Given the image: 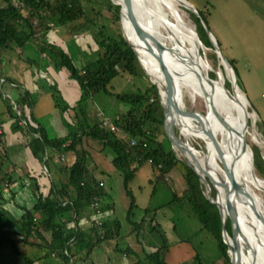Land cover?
I'll use <instances>...</instances> for the list:
<instances>
[{
	"label": "trees",
	"instance_id": "obj_1",
	"mask_svg": "<svg viewBox=\"0 0 264 264\" xmlns=\"http://www.w3.org/2000/svg\"><path fill=\"white\" fill-rule=\"evenodd\" d=\"M18 1L19 4H15L14 0H0V62L6 52L20 53L26 41H33L53 67L56 69L65 67L69 71L80 90L77 103L70 106L63 101L57 87L50 85L55 105L59 110L64 111L70 108L74 110L71 121L66 122L65 133L58 136H49L45 126L35 121L31 111L34 100L27 89H20L19 96L14 98L22 109L28 107L25 109L27 112L24 111V117L27 118L28 115L36 122L30 123L31 129L38 132L46 141L48 150L46 167L54 177L48 194L43 195L39 190L38 175L32 176L34 203L31 206H20L22 214L12 222V225L19 229L18 237L26 242L28 237H31L32 240L41 243L42 247L47 249V252L42 253V257L44 256L46 260L49 253H53L51 248H54L59 254H63L66 264H69L72 256L74 258L76 256L75 262L79 264L90 255L95 247L101 245L102 241L114 239L119 235L121 221L115 216L116 202L115 198H112L113 185L108 184L106 188L103 181L98 178L94 167L89 168L88 160L91 155L84 144L90 138L102 145L103 158L105 160L106 157L109 158L111 167L122 176V188L129 198L125 219L135 230V236L139 237L138 241L142 243L140 230L144 229L148 221L145 215L154 209L146 206L143 208L144 215L140 220L136 221L131 218L138 204L130 183L136 176L137 169L143 163L149 162L157 173L152 179L153 192L154 184L173 167H176L178 161H181L175 155L163 128V105L158 86L149 81L144 89L112 92L108 88L112 78L121 71L135 75L141 73L137 54L139 58L141 57L139 52L136 50V54L128 43L123 32L114 29L106 20L101 24L98 23L97 34L88 32L96 46L91 52V54L94 52L93 57L80 65L73 61L72 56L58 38H53L52 29L53 25L69 24V22L84 17L86 12L81 0ZM119 3L120 1L118 4L109 3L110 8H115L113 16L116 21L118 20ZM189 12L195 23V31L199 39L205 46L213 49L212 57L218 56L201 22V18L206 22L203 11L198 9L200 16L192 11ZM88 21L94 22L90 19ZM67 28L71 29L72 25H68ZM124 32L129 42L134 44L129 33L126 30ZM186 33L188 35L187 31ZM182 36L193 47L189 35L188 38L185 33ZM47 38L50 39L47 40ZM228 60L236 71L232 60ZM35 61L36 59L31 58L28 63L36 66L38 61ZM205 71L207 72L206 68ZM208 74L216 78L215 71L211 70ZM236 81L238 82V75ZM224 84L230 88L228 80L225 79ZM98 91L113 95L126 106L124 110L110 118L117 129L125 133L124 136H119L116 130L102 126L100 117L92 118L89 115L86 101L93 98L94 93ZM231 93H236L235 88ZM161 94L163 98V93ZM7 111L14 117V126L25 131L14 108L7 105ZM1 135L0 133V150L4 153L6 151L2 146ZM28 144L38 158H43L44 143L42 140L30 136ZM255 147L256 145H251L255 164L264 171V168L256 162ZM67 153L72 157L69 161L64 160ZM181 162L184 187L179 192L173 191V199L179 201L181 206H185L190 211L189 213L197 217L202 226L214 235L221 255L230 264L227 245L222 237L219 209L206 197L198 174L185 161ZM7 178L10 180L9 176ZM259 178L264 182V176L259 175ZM211 187V193L214 196L215 188ZM38 210L41 211L40 216L36 215ZM150 216L149 221L154 220L153 213ZM74 221L76 227L73 225ZM84 223H89L88 228ZM157 226L156 223L150 225L158 230L161 243L147 249L144 248L143 243L141 248L143 257L138 258L134 264H144V261H147V264H168L164 258L168 247L167 238L162 228ZM225 226L228 232H231L228 219ZM4 227L5 224H0V250L9 243L13 245L18 254L26 257L25 252L14 245L9 232L3 229ZM35 244L40 246L36 242ZM63 248L66 249L65 253H62ZM115 249L126 254L135 253L130 247L122 250L118 243H115ZM54 258L55 264H59L56 256ZM193 260L197 264H203L197 252ZM47 264H50L49 261Z\"/></svg>",
	"mask_w": 264,
	"mask_h": 264
},
{
	"label": "crops",
	"instance_id": "obj_2",
	"mask_svg": "<svg viewBox=\"0 0 264 264\" xmlns=\"http://www.w3.org/2000/svg\"><path fill=\"white\" fill-rule=\"evenodd\" d=\"M65 25L66 24H61L58 25L59 27H53V38L56 37L58 38V40H62L61 36L66 37L69 35V33H71L73 37L79 38V36H81L80 33L69 31L64 34L65 32L63 31V28ZM83 38L84 41L80 42L83 45V48L88 49L87 47H91L94 49L96 47L91 34L86 33V36L82 35L81 39ZM70 54L72 55V53ZM31 58H34L36 59V61H38L36 63V66L30 65L28 63V60ZM72 58H74L73 55ZM46 59V55L42 54L38 50V47L35 43H33V41H26L21 47L20 53L6 52V54L2 58V61L0 62V72L3 74L6 80V89L13 91V94H10L9 92L8 93L13 97L14 102L16 97L19 96L20 89H27L34 100L31 111L33 113L35 121L40 122L45 126L49 136H58L65 133L66 122L71 121L74 110L72 108L64 111L59 110V108L55 105L50 85L53 84L57 87L58 93L61 95L63 101H66L70 106H73L77 103L80 96V90L78 88L77 82L71 78L68 70H66L65 68L56 69L55 67H53V65H51L50 61L47 62ZM73 61L76 64H79L80 60L79 58H75L73 59ZM91 99L92 98H89L86 101L87 110L89 108L87 104L91 102ZM120 104L122 105V109H120L122 111L126 106L122 103ZM25 109H28V107H26ZM25 109H22L23 113L24 111L25 113L27 112V110ZM97 110L101 109L98 108L94 110V115H96ZM89 115L91 117H94V115L90 114V112ZM23 118H25L24 115ZM25 119L28 121L29 125L30 123H36L28 115ZM21 120L22 119L20 118V122ZM14 125V117H12L7 111V105L1 106L0 133L2 134V146L4 147L6 152L3 153L2 150H0V224H5V227L3 229L9 232L10 239H12L14 245H16L18 249H20L19 247L23 249V247L27 244L36 245L35 242L40 246L42 245L41 243H38L37 240H32L31 237H28L27 242L21 237H18L19 229L16 226H13L12 222L21 216L22 210L20 206H31L32 203H34L35 197L33 193L34 185L32 176L38 175L37 178L39 190L41 193H43V195H46L49 192L50 178L49 176L46 177L47 173H44V179H47L48 183L45 184L42 181L43 158H38L28 144V139L30 138V136L33 137L31 131L24 125L23 127L25 128L24 130L26 132L18 129ZM116 132L119 136L125 135V133L119 129H117ZM84 145L90 151L91 155V157L89 156L90 160H88V162H90L89 168L94 167V170L96 172H99L97 176L101 181H103L106 188L108 184L113 185L114 192H116V196L118 197V201H116L115 198V216H117L116 213L119 209L118 203L122 206L120 211L123 209V207L126 210V203L129 204V198L125 194L124 196L122 195L124 193L122 188V176L119 175L118 172L111 167V165L109 164V158L106 157V160L103 158V151L101 150L102 145L97 140L89 138L86 140ZM71 158V155H69L68 153L64 156L65 161H69L71 160ZM93 164L95 166H92ZM173 169L174 167L160 179L163 180L168 177L173 189L168 190L165 188V190L163 191L162 189L164 188V186L160 185V180H158L156 184H154L153 192L151 189L153 185L152 179L156 171L152 168L149 162L143 163L137 169V174L131 181L130 187L131 189L133 188V194L138 206L134 208L133 216H131V218L136 221L140 220L144 215L143 208L146 206H150L154 210L145 215L148 221H146L144 229L142 230L144 234L142 235V243L138 241L139 237L137 238L136 236H133V234L129 233L133 228L130 225L127 226L131 228H127L125 225V229L123 230V233H121V229L123 227L122 223L118 235L120 236L118 242L121 239V234H123V236L125 235V241L123 242V244L121 243V245H128L126 247H130L135 251V253L132 254L135 256L133 262L131 257H128L126 259H123V264H134V262H137L138 258H142L141 254H137L136 244H139L140 248L143 243L150 246H156L161 243H156V238L159 237L158 230H156V228L150 227V225H153L154 223L158 224V227H160V229L164 224V227L168 226L171 229V232H169L168 229L166 230L165 228H162L168 242V247L164 254V258L168 264H191V262L196 263L193 261V256L196 252L200 255L201 259L206 256L203 260V264H206L207 257L209 264H222L223 256L221 255L220 250L216 255H212L210 251V240H214L218 246L217 240L214 235L202 226V223L198 220V218L196 219L190 215H187L185 209H180L178 205H175L176 203L172 202V200L174 199L173 193L171 194V192H179L184 187V182H182V188L181 190H178L177 186L171 181ZM138 175L142 177V180L141 182L136 183V185L134 186V181ZM8 176L10 177V180H8ZM46 186L48 187V189L46 188ZM42 188L46 191L42 190ZM23 201L27 202L23 203ZM152 213L154 220L149 221V218L151 219L150 215ZM40 214L41 211L38 210L36 212V215L40 216ZM135 214L136 216H134ZM176 214L177 216L181 214L180 224H176L175 221H173V218L174 216H176ZM117 218L122 222V218H119L118 216ZM136 218H138V220ZM124 220L126 221L125 213ZM84 224L85 227L88 228L89 223ZM73 225L74 227H76L75 221L73 222ZM173 232L174 234L172 235ZM195 234L197 236H195ZM109 240L111 241L109 244H107ZM105 241L106 244H104ZM105 241H102L101 245L94 248L98 249V253L96 255L97 259L91 257V254L93 252L92 251L90 255L87 256V258L84 261H81L79 264H93V261H98L100 262V264H102L101 262H105L107 259L111 260L113 264H117V258L115 257L116 253L112 252L123 251L115 249V243L118 242H116V240H114L113 238ZM146 241H148L149 243H147ZM201 245L203 247L208 246V248H201ZM8 247H11V249L7 250ZM107 250H111L112 252H109ZM45 252H47V249L45 247H42V252L40 249L33 251L30 256H34L35 258L34 260L30 261L27 255H25L26 257H22L15 251L13 245H9V243H7V245L3 246L0 250V264H47L48 261L50 264H55V255L52 253L54 255L52 256L49 253L48 259L46 260L44 256L42 257V253ZM65 252L66 249L63 248L62 253ZM124 254L126 253L124 252ZM75 258L74 256H72L69 264H74ZM56 259H58V262L60 264L58 255L56 256ZM145 264H147V261Z\"/></svg>",
	"mask_w": 264,
	"mask_h": 264
},
{
	"label": "rangeland",
	"instance_id": "obj_3",
	"mask_svg": "<svg viewBox=\"0 0 264 264\" xmlns=\"http://www.w3.org/2000/svg\"><path fill=\"white\" fill-rule=\"evenodd\" d=\"M118 1H121V0H81L84 6L85 12H86L85 16L78 18L74 20L73 22H69V24H66L64 26L63 28V31L65 32L64 34H66L68 31L81 34V36L77 38V37H73L72 34L69 33V35L66 37L61 36L62 40H59L60 43L66 48L67 52L72 53V55L74 56L73 59L79 58L80 60L79 65L82 64L83 62H86L91 57H93L92 55L94 52L92 54L91 52L92 50L95 49L91 47H87L90 50L83 48V45L80 43L81 41L82 42L84 41V38L81 39L82 35L86 36V33H88L89 31L92 33L95 32L97 34L98 23L101 24L104 20H106L108 23L111 24V26L114 29L122 31V28H123V30H126V28L124 27L125 24L123 25L124 22L122 23L121 21L123 18V12L121 13V15L120 13L118 14V20L116 21V19L113 16V12L115 8L109 7V3L118 4ZM154 1L157 2L156 0ZM160 1L163 4L164 3L167 4L181 20L182 28H183L181 29L183 30L181 31L182 35L184 33L185 35H187L186 33L187 28L191 25L195 29V23L189 12V11H192L191 9L184 6L179 0H160ZM187 1L193 4L194 7L197 9V11L198 9L200 11H203L205 15V20H206L205 23L208 28L207 30L205 26L203 25L205 28V31L207 32L208 36L210 32V36L214 40H216L218 47L220 51L222 52V54L227 59H230L233 62V65L236 71L232 67V72H230L228 69L229 67L226 66L220 54L217 53L218 56L212 57L211 54L213 52V49L211 47L205 46V44L202 43L201 40H199L200 41V44H199L200 51L202 52V56H203L202 62L204 63L207 72L211 70L215 71L216 79L220 80L223 84H224L225 79L228 80L230 84V90L228 89L229 93H231L232 90L234 89L235 83L238 85L240 91L244 93L243 95L245 97V101L247 102V108H248V112L246 116V119H248V122H246L247 123L246 125L248 126L250 131L255 132V134L258 135V139L255 140V138L251 134L248 133L247 142L250 145V147L251 145H256L255 147L256 148L255 149L256 162L264 168V138H263L264 136V0H187ZM176 4L177 6H179V8L176 7ZM89 19L94 22H89L88 21ZM70 24L72 25V28L68 29L67 27ZM58 25L59 24L53 25V27H59ZM188 35L189 37H191L189 32H188ZM188 35L186 36L187 38H188ZM49 39L50 38H47V40ZM186 55L190 58L192 56L189 54V52H186ZM137 59H138V65L140 69L139 71L141 73H138L135 75V74L127 73L125 71H121L118 75L114 76L111 82L108 84V88L112 92H118V91L126 92L130 90H136L139 88L144 89L148 85L149 81L155 84L158 83L157 77H155L156 75L154 73L153 61L148 60L146 61V64H145V62L141 58L139 59L138 55H137ZM46 61L49 62L48 59H46ZM61 68H65V67H60L58 69H61ZM236 72L238 75V82L236 81L237 75L234 76V73L236 74ZM178 87H179V84L178 86L175 87V90H177ZM7 91L10 94L11 93L13 94L12 90L7 89ZM161 91H163L164 93L165 90L162 88ZM199 92L200 91H198L197 93V91L195 90V96H193L186 87H183L182 88V93H183L182 101L186 108H191L193 110L201 111L203 112L204 115H206V107H205L204 101L199 97ZM163 100L165 102L166 96L164 97ZM120 103L122 102L117 100L113 95L107 94L103 91H98L94 93L93 98L91 99V102L87 104V106L89 107L88 111L90 112V114L94 115V110L99 108L101 109V111H103L104 116L111 118L113 115L121 111L120 109H122V105ZM235 104L239 112L241 103L238 105L235 102ZM4 105H7V104L5 103L3 96L0 92V107ZM95 117L96 115H94V117L92 118H95ZM220 120L221 119L219 118L217 119V127L220 133L221 141L225 144L226 137L224 134L226 133V125L223 121H220ZM177 122L175 123V126H174V130H176L177 135H179L182 138L183 137L182 134H183L185 138L189 141L188 144L186 143L187 145L192 144V146L196 148V150L203 152L206 148L204 140L197 134L187 136V133H189V131L191 132L192 130L187 129V127H184L182 125V123L186 125L185 122H179L178 125H177ZM171 146L175 152V155L181 161H184L185 157L181 154L180 150L173 144H171ZM197 157L199 158V156ZM181 161H178L176 167H174V169L172 170L173 175L171 179V181L177 186L178 190H181L182 185H183L182 183L183 174L181 171L182 170ZM43 171L44 170H42L43 177H44ZM200 172L203 175L202 170H200ZM98 173L99 172H97V174ZM156 174L157 173H155V175ZM48 176L50 178L49 180V187H50L51 184L54 182V177L51 172H50V175H47L46 177ZM206 177L208 178L211 176L207 175ZM211 179L212 181L209 179L210 184L214 188L217 187L221 201H222L223 190L221 189L220 185L215 182L213 178ZM141 180H142V177L138 175L134 181L135 182L134 186L136 185V183L141 182ZM159 184L164 186V188L162 189L163 191L165 190V188L168 190L173 189L168 177H166L163 180H160ZM211 186H209L208 184L202 185V189L205 195H208V194L212 195ZM42 190L44 189L42 188ZM172 193L173 191L171 192V194ZM215 194H216V188H215ZM236 194H237L236 199H237L238 204L240 206H244V204L242 203L244 197H241V195H239L238 192ZM122 195L124 196V193ZM213 197H215V195ZM112 198H116V201H118L116 192L112 193ZM248 201L253 205L256 211L257 220L258 218L260 220H264V215H263L264 201L261 200V205L257 204L255 199H253L252 197L249 198ZM26 202L27 201H23V203H26ZM172 202L176 203L175 205L176 206L178 205L180 209L182 208L185 209L187 212L185 213L187 215H190L197 219V217L189 213L190 211H188L185 208V206H181L179 201L172 200ZM127 206H128V203H126V207ZM121 207L122 206L118 203L119 209L116 215L119 218L123 219L121 222V226L123 223L121 233H123V230L125 229L124 228L125 225L127 228H131V227L127 226L129 224L124 220L125 209L123 207V209L121 210L122 212H121L120 211ZM134 216H136V214ZM180 217H181V214H179L178 216L176 214V216H174L173 218V221H175L176 224H180ZM136 219L138 220V218ZM164 225H162V228L163 229L165 228L166 230L168 229L169 232H171V229L168 226L164 227ZM129 233L135 236V230L133 228L130 230ZM173 234L174 232L172 233V235ZM142 235L144 234L142 233V229H141L140 238ZM195 236L197 235L195 234ZM119 237L120 236H116L114 240L118 242ZM124 238H125V235L123 236V234H121V239L118 242L119 247L122 248L123 250L125 249L126 246H128V245L126 246L121 245V243L123 244V242L125 241ZM110 241L111 240H109L107 244H109ZM146 242L149 243L148 241ZM159 242H161L160 235L158 238H156V243H159ZM104 244H106V241L104 242ZM144 245H145L144 246L145 249L150 248V245L145 244V243ZM136 246H137L136 247L137 254H141V257H143V251H141L142 246H140V248H139V244H136ZM19 248H20L19 250L25 252V255H27L30 261L34 260L35 258L34 256H30V254L33 253V251L40 249L42 252V246L38 247L32 244H27L26 246L23 247V249L21 247ZM201 248H208V246L203 247L201 245ZM218 248L219 247L217 246L215 241L210 240V251L212 255L218 254V251H219ZM10 249L11 247H8L7 250H10ZM51 250L53 254L57 256V253L55 252V250L54 249H51ZM248 251H249V248L248 250H245L246 253H248ZM109 252H112V251L110 250ZM97 253H98V249H94L91 254V257L94 259H97L96 258ZM112 253H116L115 257L117 258V264H123L122 263L123 259H126L128 257H131L132 262H133L134 257H135L132 254H124V252H119V251H113ZM53 254L51 253L50 255L53 256ZM260 254H261L260 261H264V253L261 252ZM205 257L206 256H204L201 259L202 263L204 262L203 260L205 259ZM252 260L251 261L248 260L249 264H251ZM207 261H208V257H207ZM207 261H206V264H209V261L208 262ZM97 262L98 261H93V264H97ZM101 263L102 264H113L112 261L108 259L105 262L102 261ZM145 263L146 261H144V264ZM98 264H100V262H98ZM191 264H197V263L191 262ZM222 264H228V262L222 258Z\"/></svg>",
	"mask_w": 264,
	"mask_h": 264
},
{
	"label": "bare ground",
	"instance_id": "obj_4",
	"mask_svg": "<svg viewBox=\"0 0 264 264\" xmlns=\"http://www.w3.org/2000/svg\"><path fill=\"white\" fill-rule=\"evenodd\" d=\"M156 1L157 2L154 0H131V5L136 18L142 22L146 28L150 29L154 36L161 40L163 43V47L161 49L151 39L142 37L138 33L124 11H122L123 18L121 21L122 23L124 22L123 25L125 24L124 27L128 31L132 41L135 44V46L134 44L132 45L139 52L141 59L145 62V64L148 60L153 61L154 73L156 75L155 77H157L158 87L160 88V91L162 88L165 90L164 93L163 91L161 92L163 93L164 97L166 96V100L164 102V106L166 107V126L171 128V130H174V126L177 121L185 122L186 125L184 123H182V125L187 127V129L192 130L191 132L189 131V133H187V136L197 134L205 142L206 148L203 152H200L196 150L192 144L187 145L189 142L188 140L186 141V144V142L183 141L184 139L182 140V138H180L181 140H177L176 145L181 154L194 165L200 174V170H202L203 175H201L203 177L210 175L211 177L208 178H213L215 182L219 184V181L222 179L220 176H223L222 162L224 161L215 154L211 138L203 133L201 127L203 122H205L207 119L210 109L208 100L211 99L212 105L214 107V115H209L208 120H210L213 134L220 145L223 148L226 147L229 149L231 154L235 156L234 173L236 178L241 180L244 185V188L242 187V189L238 191L239 195L244 197L242 201L244 206H240L238 204L236 193L234 196V202L238 213L242 218L241 226L243 232L249 236V241L251 242L252 247L249 249L248 253H246L243 248L244 246L240 236L237 237L242 262L238 264H249V261H251L253 258L257 260L258 264H264L262 263L264 261H260V253H264V220H260L259 218L257 220L256 211L253 205L248 201V199L252 197L255 199L257 204L261 205V200L264 201V182L259 178V175L255 173L254 170L248 167L246 153H242L240 150L239 134L241 129L244 130L246 139L248 133L251 134L255 140L258 139V135L255 134V132L250 131L248 126L245 125L247 121L246 116L248 108L247 102L245 101V97L243 95L244 93L240 91L236 83L234 85L236 94L229 93L220 80L215 79L211 84L203 77L198 79L200 78L199 76H196L188 68L179 64L180 57L183 56L186 60H192L193 63L198 61L205 71L204 64L202 63V54L200 58H198L196 54L197 48L200 49V39L196 34L195 29L192 26H189L187 31L191 36L190 39L192 42L191 44L193 45L192 47L181 34V29H183L182 22L176 13L173 12V10L167 4H163L160 0ZM179 1H181V3L184 5V0ZM176 7L179 8L177 4ZM186 52H189V54L192 55L191 58L186 55ZM228 69L230 72H232V68L229 67ZM169 78L173 80L174 89L179 84L178 89L175 91L177 92L178 100L183 105V87H186L193 96H195V90L197 93L200 91L199 97L204 101L206 107V116L204 115L203 117H200V115L192 112V115L186 113L183 114L174 108L170 102V97L167 92ZM235 102L238 105H241L239 112ZM218 118L221 119L220 121H223L226 125V133L224 134L226 137V141L224 140L226 142L225 144L221 141L220 133L218 131ZM179 122H177V125ZM197 156H199V158ZM215 188L217 190V197L219 201L222 202L219 191L217 187Z\"/></svg>",
	"mask_w": 264,
	"mask_h": 264
},
{
	"label": "water",
	"instance_id": "obj_5",
	"mask_svg": "<svg viewBox=\"0 0 264 264\" xmlns=\"http://www.w3.org/2000/svg\"><path fill=\"white\" fill-rule=\"evenodd\" d=\"M119 5H120V8H119L120 15H121L122 11H124L126 13V16L129 18L130 22L133 24V26L138 31V33L142 37L151 39L161 49L163 47V43L161 42V40L158 39L156 36H154V34L150 31V29L146 28L142 24V22H140L136 18L135 14L132 10L131 0H121ZM184 6L191 9L197 15L200 16L199 12L194 7V5L191 4L190 2H188L187 0H184ZM201 21H202L203 25L205 26V28L208 30L207 25L202 18H201ZM121 27H122V25H121ZM122 32H123L124 37L128 41V43L131 45V47L134 49V51L137 54L135 47L127 39L123 28H122ZM209 36H210V32H209ZM210 40L212 41V45L215 47L217 53L220 54L222 60L226 64V66L232 68V65L229 62V60L220 51L216 40H214L211 36H210ZM196 54H197L198 58H200V56L202 54L200 49L197 48ZM179 61H180L179 64L181 66L188 68L193 74H195L196 76H199L200 78H198V79H201L203 77L206 81H208L211 84L216 79V78L211 77L208 74V72H205L202 65L198 61L193 63L192 60L191 61L186 60L183 56L180 57ZM234 75H236V74L234 73ZM168 81H169V84L167 87V92H168V95L170 97V102L172 103L174 108L178 112L183 113V114L186 113V114L192 115L191 114V112H192V113L200 115V117L201 116L203 117L204 116L203 112L198 111V110H193L191 108H186L183 104L180 103V101L177 98V92L174 89L173 80L171 78H169ZM228 89L230 90V88L226 87L227 91H229ZM0 92L3 96L5 103L9 107L14 108L17 115L22 119L21 122L23 123V125L31 131L32 136L36 139H40L43 141V143H44V155H43V161H42V168L44 170V173H47L46 175H50V173L46 167V160H47V153H48L47 143L38 133L32 131L28 121L25 118H23L24 113L22 111V108L19 105H17L14 102L13 97L9 95V93L6 89V80H5V78L1 72H0ZM158 92L160 94L161 102L163 105L162 108H163V128H164V131H165L166 136L168 137L169 141L171 142V144H173L177 147L176 142H177V140H181L180 139L181 137L175 133V130H171V128H168L166 126V123H165V109H166V107L164 106V100L162 98V94H161L159 87H158ZM208 102L210 104V109H209L206 121L203 122V125L201 126L202 131L209 138H211L212 145L214 146L213 149H214L215 154L218 157H220L224 162H222V164H223V176H220V178H222V179L219 181V184L221 185V187L223 189L222 202H220L218 197H217V190H216L215 197H213L210 194L206 195V197L211 202L215 203L219 209V213H220V217H221V232H222L223 240L225 241V243L227 245V252L229 255L230 264H238V263H242V262H241L240 249L238 246L237 237L240 236V238L243 242L244 250H248V248L250 249L252 247V244L249 241L247 234L245 232H243V229L241 226L242 218L240 217L238 210L236 208L235 202H234L235 193L240 191L242 189V187L244 188V185H243V182L241 180H238L236 178L235 173H234L235 156L233 154H231V151L229 149H227L225 146H224L225 148H223L220 145V143L217 141L215 135L213 134L211 123H210V120H208V117H209V115H214V107L212 105L211 99L208 100ZM246 124L247 123H245V125ZM245 125H244V127H245ZM182 136H183L182 140L184 139L183 141L186 142L187 139L185 138V136L183 134H182ZM239 136H240V150L242 153H246V161H247L248 167L250 169L254 170V172L257 173L258 175L264 176V171L260 170L257 167V165L255 164L254 157H253V151H252L250 145L248 144L247 139L245 138L243 129L240 130ZM184 161L198 174L200 180L202 181V183L204 185L208 184L209 186H211V184H210L211 178H209L210 179L209 180L207 177L206 178L203 177L198 172V170L194 167V165L189 162V160L186 157H185ZM42 181L45 184L48 183L47 179L45 180L44 177H43ZM46 188L48 189L47 186H46ZM227 219L230 222V231L231 232H228V230L225 226ZM55 252L59 256L60 264H66L64 261L63 255L59 254L56 250H55ZM251 264H256L255 258L252 260Z\"/></svg>",
	"mask_w": 264,
	"mask_h": 264
},
{
	"label": "built area",
	"instance_id": "obj_6",
	"mask_svg": "<svg viewBox=\"0 0 264 264\" xmlns=\"http://www.w3.org/2000/svg\"><path fill=\"white\" fill-rule=\"evenodd\" d=\"M15 4H19L18 0H14ZM96 116L101 118V125L107 127L110 130H117V127L113 123V121L103 115L101 110L96 111Z\"/></svg>",
	"mask_w": 264,
	"mask_h": 264
}]
</instances>
